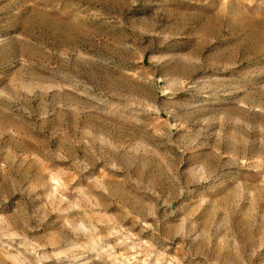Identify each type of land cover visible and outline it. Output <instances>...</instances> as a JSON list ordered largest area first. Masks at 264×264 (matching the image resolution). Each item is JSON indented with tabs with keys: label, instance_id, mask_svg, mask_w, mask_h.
I'll return each mask as SVG.
<instances>
[{
	"label": "rangeland",
	"instance_id": "374dc122",
	"mask_svg": "<svg viewBox=\"0 0 264 264\" xmlns=\"http://www.w3.org/2000/svg\"><path fill=\"white\" fill-rule=\"evenodd\" d=\"M0 264H264V0H0Z\"/></svg>",
	"mask_w": 264,
	"mask_h": 264
},
{
	"label": "bare ground",
	"instance_id": "6f19581e",
	"mask_svg": "<svg viewBox=\"0 0 264 264\" xmlns=\"http://www.w3.org/2000/svg\"><path fill=\"white\" fill-rule=\"evenodd\" d=\"M4 249V248H3Z\"/></svg>",
	"mask_w": 264,
	"mask_h": 264
}]
</instances>
